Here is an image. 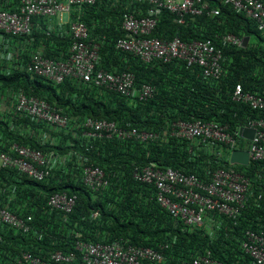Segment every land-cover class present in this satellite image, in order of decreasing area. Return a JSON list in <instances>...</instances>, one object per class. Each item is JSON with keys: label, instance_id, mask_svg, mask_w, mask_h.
<instances>
[{"label": "trees", "instance_id": "16d2710c", "mask_svg": "<svg viewBox=\"0 0 264 264\" xmlns=\"http://www.w3.org/2000/svg\"><path fill=\"white\" fill-rule=\"evenodd\" d=\"M210 1L220 14L188 15L181 24L173 13L163 9L154 35L179 36L185 41L211 39L223 50L224 73L219 79L204 77L201 66L188 65L181 59L146 63L117 49V40L125 35L124 13L145 15L150 6L147 0H98L83 5L81 20L88 25L90 39L100 44L97 69L134 73L138 89L145 83L156 86L152 98L128 97L92 81L73 78L58 84L28 71L31 56L27 52L20 66L0 65L1 92L14 89L39 96L71 119L68 127L51 128L44 121L14 111L0 112V152L18 143L58 155L51 175L40 181L16 169L0 168V207L9 206L20 216H32L28 232L0 222V264H12L24 251L48 259L58 250H75L79 239L113 242L121 238L140 246L168 244L167 260L161 264H191L195 256L207 251L223 264H253L242 241L246 229L264 232V199H259V194H264V160L233 164L226 144L202 147L196 140L170 135L179 120L218 122L235 132L264 117L263 110L232 98L238 83L246 91L263 93L264 34L257 22L244 13L222 0ZM19 3L20 0H0V8L15 11ZM35 19L30 35L14 37H26L33 41L34 50H42L49 57L67 59L71 36L59 27L44 24L42 19L36 28ZM228 33L248 36L247 46L222 43ZM86 117L115 121L128 130L155 131L160 137L140 141L89 136L78 126ZM250 142L241 138L240 147L247 148ZM152 163L206 178L209 171L234 167L251 180L241 214L230 217L210 212L204 225L187 228L157 202L153 185L134 177L137 167ZM85 164L102 168L108 185L98 191L86 185ZM57 192L77 196L71 212L49 207V197ZM74 264H84L81 256Z\"/></svg>", "mask_w": 264, "mask_h": 264}, {"label": "built area", "instance_id": "2783aa9c", "mask_svg": "<svg viewBox=\"0 0 264 264\" xmlns=\"http://www.w3.org/2000/svg\"><path fill=\"white\" fill-rule=\"evenodd\" d=\"M97 1L20 0L18 10L0 8V33L28 36L33 31L34 19L39 17L47 20L46 23L55 19L59 26L67 23L69 25L67 28L60 29L72 38L69 57L60 60L45 55L42 50L32 51L28 63L30 73L43 76L58 84L67 78H73L85 83L92 81L97 86L128 97L138 96L140 100L152 98L156 86L145 83L138 89L134 73L97 69L100 44L90 39L88 25L81 20L83 5H92ZM147 1L150 6L145 15L138 16L134 12L124 13L122 27L125 35L117 40V49L137 56L146 63L181 59L188 65L201 66L204 77L219 79L224 73L223 50L211 39L185 41L179 36L163 38L154 35V31L163 9L173 13L175 21L180 24L186 21L188 15L207 13L214 16L220 14V9L214 7L210 0ZM222 1L255 20L258 29L264 34V0ZM66 16L71 17L68 22L65 20ZM222 43L242 47L243 38L228 33L222 37ZM13 60L9 56L0 60V65L12 66ZM10 62L12 63L9 64ZM232 98L237 102L250 105L253 109L264 111V91L263 93L246 91L238 83L232 92ZM8 111L26 115L33 120L44 121L51 128H65L71 122L69 115L61 108L52 106L39 96L28 95L14 89L9 92L0 91V112ZM78 126L89 136L100 138L117 136L121 139L148 141L160 137V134L155 131H138L135 128L128 130L119 127L115 121L94 117H86L78 123ZM244 127L255 129L254 139L250 140L247 148L240 147L241 138H244L240 135L241 128L234 132L227 124L213 121L179 120L173 124L170 135L178 139L196 140L202 147L223 143L228 145L231 151L246 149L249 151L250 160H264V117L255 119ZM57 163L58 155L54 151L44 152L18 143L0 152V168L16 169L19 173L39 181L47 179ZM207 176L206 178L179 169L159 167L155 163L137 167L134 171V177L137 180L155 187L157 202L173 217L181 220L187 228L204 225L210 212L234 217L240 215L245 206L251 186L249 177L234 167L218 168L209 171ZM83 180L94 191L108 185L105 171L99 166L85 164ZM259 199H264V194H259ZM76 201V195L57 192L49 197L48 205L52 210L69 213L74 209ZM31 221L32 216L23 217L12 211L9 206L0 207L2 223L28 232L32 228ZM77 235L80 236V234ZM168 247V244H159L158 247L140 246L123 238L113 242L79 239L73 251L58 250L48 259L24 251L12 264H74L80 256L84 264H161L167 260ZM242 247L253 260V264H264V232L246 229ZM191 264L223 263L207 251L195 256Z\"/></svg>", "mask_w": 264, "mask_h": 264}, {"label": "crops", "instance_id": "0c3cea01", "mask_svg": "<svg viewBox=\"0 0 264 264\" xmlns=\"http://www.w3.org/2000/svg\"><path fill=\"white\" fill-rule=\"evenodd\" d=\"M13 8V7H12ZM69 16L65 17L66 22L69 21ZM40 19L44 21V24H47L51 27H59L65 29L67 26H69L67 23L64 25H58L57 21L55 19L50 20V22L46 23L43 18H36L35 19V27H40L39 22ZM33 41H28L26 37H14L8 38L5 34L0 33V60L8 58L9 56L14 61L13 65L20 66L26 61V58H24L25 53H31L32 51H35L32 48ZM38 50V49H37ZM10 62L9 64H11Z\"/></svg>", "mask_w": 264, "mask_h": 264}, {"label": "water", "instance_id": "95a60500", "mask_svg": "<svg viewBox=\"0 0 264 264\" xmlns=\"http://www.w3.org/2000/svg\"><path fill=\"white\" fill-rule=\"evenodd\" d=\"M249 42V37L243 38V46L246 47ZM240 135L248 140H253L255 135V129L250 127H242L240 129ZM250 154L246 149H234L230 155V162L233 164L249 165Z\"/></svg>", "mask_w": 264, "mask_h": 264}, {"label": "clouds", "instance_id": "9594fccd", "mask_svg": "<svg viewBox=\"0 0 264 264\" xmlns=\"http://www.w3.org/2000/svg\"><path fill=\"white\" fill-rule=\"evenodd\" d=\"M232 152V151H231ZM231 155V154H230Z\"/></svg>", "mask_w": 264, "mask_h": 264}]
</instances>
